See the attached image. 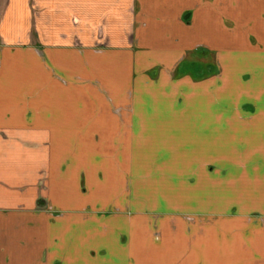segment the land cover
<instances>
[{
	"label": "crops",
	"instance_id": "0c3cea01",
	"mask_svg": "<svg viewBox=\"0 0 264 264\" xmlns=\"http://www.w3.org/2000/svg\"><path fill=\"white\" fill-rule=\"evenodd\" d=\"M0 264H264V0H0Z\"/></svg>",
	"mask_w": 264,
	"mask_h": 264
}]
</instances>
